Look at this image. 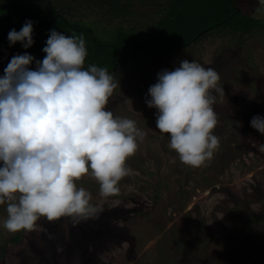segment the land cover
I'll return each mask as SVG.
<instances>
[{"label": "rangeland", "instance_id": "374dc122", "mask_svg": "<svg viewBox=\"0 0 264 264\" xmlns=\"http://www.w3.org/2000/svg\"><path fill=\"white\" fill-rule=\"evenodd\" d=\"M91 1L45 4L72 5V20L95 24L98 38L113 40L117 19L100 16L102 8L87 6ZM131 1L126 24L151 26L159 19L155 5ZM234 3L264 24V0ZM25 52L43 60L0 46V77L11 58ZM184 59L214 69L224 91L212 93L218 120L213 134L220 146L198 168L183 164L169 148L168 135L156 129L157 110L145 102L157 74ZM110 74L119 85L106 110L135 121L145 133L127 161L131 174L112 197L101 196L91 176L79 180L87 185L77 187L91 194L98 209L88 219L41 217L33 231L12 233L3 227L7 212L0 205V264H264V135L250 125L254 116L264 117V32L254 28L234 39L227 30H214L165 56L140 52ZM18 234L21 240L14 242Z\"/></svg>", "mask_w": 264, "mask_h": 264}, {"label": "clouds", "instance_id": "9594fccd", "mask_svg": "<svg viewBox=\"0 0 264 264\" xmlns=\"http://www.w3.org/2000/svg\"><path fill=\"white\" fill-rule=\"evenodd\" d=\"M8 40L30 48L33 22L11 30ZM43 52L42 61L27 52L13 56L0 77V205L7 212L3 227L12 233L33 231L41 217L95 216L91 194L76 182L91 176L101 196L118 195L145 135L135 121L106 110L119 82L104 67L85 70L83 34L51 30ZM219 81L214 69L184 59L149 87L145 102L157 110L156 129L189 167L203 166L220 146L212 94L224 95ZM250 125L264 135V117Z\"/></svg>", "mask_w": 264, "mask_h": 264}, {"label": "trees", "instance_id": "16d2710c", "mask_svg": "<svg viewBox=\"0 0 264 264\" xmlns=\"http://www.w3.org/2000/svg\"><path fill=\"white\" fill-rule=\"evenodd\" d=\"M42 1L0 0V46L31 51L44 59L46 54L43 48L51 30L64 35L83 34L88 52L85 70L89 65H95L112 73L140 52L165 56L214 30H227L234 39L254 28L264 32V24L258 18L242 14L234 0H168L166 4L156 0H138L142 5L158 7L159 13H156L159 19L151 26L143 25L140 21L126 24V13L130 14L128 9L133 4L131 0H92L87 6L102 8L100 16L118 21L113 40H101L94 30L95 24L72 20L77 15L75 7H72L76 1H72L71 6L62 7V4L58 8L56 1L53 4ZM210 19L212 24H209ZM26 21L33 22V45L28 49L19 42L10 46L9 32L13 29L19 32ZM199 25L205 26L200 28ZM76 184L87 185L79 181ZM21 237L18 234L12 240L19 242ZM3 255L4 248H1L0 257Z\"/></svg>", "mask_w": 264, "mask_h": 264}]
</instances>
